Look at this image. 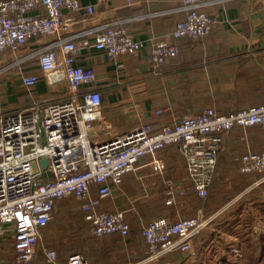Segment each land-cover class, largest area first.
<instances>
[{"label":"built area","instance_id":"built-area-1","mask_svg":"<svg viewBox=\"0 0 264 264\" xmlns=\"http://www.w3.org/2000/svg\"><path fill=\"white\" fill-rule=\"evenodd\" d=\"M225 1L182 0L177 8L182 18L173 31L150 43L153 68L176 59L181 40H205L214 23L208 8ZM66 11L85 12L89 20L97 16L96 8L81 0H0V64L13 60L0 68V76L37 60L38 71L20 78L26 90L35 88L42 76L49 85L68 87L61 99L35 101L9 113L0 110V254L13 242L15 264H32L38 258L43 232L58 205L77 202L90 241L116 234L127 239L132 233L127 211L107 210L104 205L128 175H165L164 152L175 148L185 180L179 194L167 192L166 205L177 206L181 198L206 200L218 174L226 133L258 127L264 135V105L224 114L208 107L172 124H144L110 137L104 131L96 133V124L105 125L102 93L85 90L95 83L96 74L92 67L80 65L79 55L92 46L111 59L136 57L148 44L129 31L132 20L90 30L92 44L78 40L79 35H68L73 21ZM36 43L44 45L29 51ZM44 159L47 169L41 164ZM239 163L241 175L261 178L257 185L264 186V150L243 154ZM208 225L203 210L193 217L163 215L150 221L142 229L146 257L141 264L193 252L194 240ZM45 261L60 264L57 251L45 249ZM67 264L92 263L73 254Z\"/></svg>","mask_w":264,"mask_h":264},{"label":"crops","instance_id":"crops-1","mask_svg":"<svg viewBox=\"0 0 264 264\" xmlns=\"http://www.w3.org/2000/svg\"><path fill=\"white\" fill-rule=\"evenodd\" d=\"M81 2L96 8V19L89 20L85 12L66 11V18L73 21L68 35H79L78 40H88L92 44L94 38L92 34H87L90 30L113 21L132 20L127 24L129 31L136 40L148 44L136 57L111 59L92 46L79 55L80 65L92 67L96 74L95 83L85 90L94 89L102 93L105 125L96 124V133L102 134L104 131L110 137L144 124L156 127L172 124L185 115H196L208 107L224 114L264 105V0H226L224 4L208 8L214 22L210 35L200 42L181 40L178 57L162 65L159 70H155L151 64L150 43L173 31L182 18V14L177 12L182 0ZM42 45L31 44L29 51ZM12 61L1 63L0 68ZM38 69V61L35 60L0 76L2 112H13L35 101L65 96L68 91L65 83L49 85L43 76L35 88L26 90L21 76L37 72ZM158 110H162L163 114L157 116ZM263 150L264 135L258 127L238 128L226 133L215 181L222 177L231 178L232 171L240 175L241 156ZM166 153L169 155L166 156ZM164 158L167 165L165 175H150L145 171L128 175L122 187L114 191L113 199L104 205L107 210L127 211L132 225L129 238L122 239L116 234L90 241L81 209L76 201L71 200L56 207L52 222L43 232L38 258L34 263L46 264L45 249L49 248L57 251L60 264H67L73 254H82L92 264H141L146 257V243L141 236L144 226L167 213L171 216L177 213V218H188L204 210L203 200L183 198L177 206L171 207L162 201L155 210L157 214L146 219L129 216V202L135 203L133 195L140 189L147 198L152 195L150 201H154H149V206L146 205L143 211L150 209L148 207L151 205L155 206V198L165 192L164 182L168 180L177 185L179 194L185 174L176 149H167ZM178 167L183 173L182 177ZM73 214H78L80 219L71 223L70 229L63 220H69ZM206 215L204 218L210 221V229L216 217ZM15 257L13 242H8L4 253L0 254V264H15Z\"/></svg>","mask_w":264,"mask_h":264},{"label":"rangeland","instance_id":"rangeland-1","mask_svg":"<svg viewBox=\"0 0 264 264\" xmlns=\"http://www.w3.org/2000/svg\"><path fill=\"white\" fill-rule=\"evenodd\" d=\"M178 171L182 173L179 167ZM179 175L182 177L183 173H179ZM228 176L230 177V175ZM260 180L261 178H248L241 174L238 175V172L236 171H232L231 178L222 177L221 179L216 180L211 189L210 197L206 200H203L202 202V206L204 208L203 214L206 215L205 213L208 212L205 217H216L215 221H218V219H220L221 217L231 214V227H229V229L227 228V231L222 230V235H219L218 232L215 233L216 231L213 229L212 231L214 232L215 237L213 241L209 245H207V247H205L206 250L204 249V252L198 250L200 244L196 245L193 242V252H175L162 258L161 263L151 262L148 264H163L166 261L170 262V264H234L231 261H224L223 257L229 258V260H234L236 258L240 259L239 256L243 258L244 253L241 249L243 248V245H240V247L237 245L234 246V243H243L248 239L255 240L257 238H261V236L264 235V205L257 206L256 204H250L249 202L242 207H240L239 205L241 204V202L245 200L247 201L246 198L253 199L257 197L261 199V197L264 196V186L257 185L260 184ZM164 186L165 192H161V195H158V197L156 196L155 199L157 200V202L155 203V206L152 207L151 205L150 207H148L150 209L145 211L143 210L147 208L146 205L149 206L150 202H154L150 201L152 195L148 196L147 198V195L143 193V189H140L136 195L134 194L133 196L135 198V203L129 202V216H133L136 219H146L149 216L155 215L154 213L157 214V212L155 211L158 208L157 205L159 206L162 204V201L167 202L169 199L168 195H166V192H168L169 189L178 194L177 185L175 186V183L173 181L168 180L167 182H164ZM133 196L130 197L132 198ZM175 211L177 212V210ZM165 215H168V213ZM177 215L178 214L176 213L170 216L173 219H179L176 217ZM78 219H80L79 215L73 214L72 217H69V220L65 219L63 221H65L70 226L71 223L77 222ZM69 228L71 229L72 227L70 226ZM207 229H205V231ZM202 233H204V231ZM244 246H246V244ZM232 247H234V254L231 253ZM251 251H253V249ZM235 256L237 257L235 258ZM253 256L254 253L250 256V259H248V262L246 264L251 263V258H253Z\"/></svg>","mask_w":264,"mask_h":264},{"label":"trees","instance_id":"trees-1","mask_svg":"<svg viewBox=\"0 0 264 264\" xmlns=\"http://www.w3.org/2000/svg\"><path fill=\"white\" fill-rule=\"evenodd\" d=\"M246 199H247V201L245 200V201L241 202V204H239L240 207L244 206L248 202L250 204H256L257 206L264 205V196H262L261 199H259L257 197H255L253 199H250V198H246ZM231 219H232L231 214L226 215L224 217H221L220 219H218V221H215L213 223V225L210 229H207L206 231H204V233H201V235L194 240V243L196 245L200 244V246L198 247V250L204 252L206 250L205 247H207V245H209L213 241V239L215 237V234L212 231L213 229L216 231L215 233L218 232L219 235H222L221 234L222 230L227 231V228L229 229V227H231L230 226ZM245 244H246V246H244ZM236 245L239 247H240V245L241 246L243 245V248H241V249L244 253V256H243V258L241 256H239L240 259H242V260H240L239 258H236L237 256H235L236 259H234V260H229V258L223 257L224 261H227V262L231 261L234 264H246L248 262V259H250V256L254 253L253 258H251L252 260H251L250 264H264V235H262L261 238H257L255 240H249L248 239V240L244 241L243 243L242 242H240V243L235 242L234 246H236ZM252 249H253V251H251ZM249 252H251V253H249ZM231 253L234 254V247L231 248ZM237 261H238V263H237Z\"/></svg>","mask_w":264,"mask_h":264},{"label":"water","instance_id":"water-1","mask_svg":"<svg viewBox=\"0 0 264 264\" xmlns=\"http://www.w3.org/2000/svg\"><path fill=\"white\" fill-rule=\"evenodd\" d=\"M42 167L44 168V169H47V166H48V160L47 159H44L43 161H42Z\"/></svg>","mask_w":264,"mask_h":264}]
</instances>
